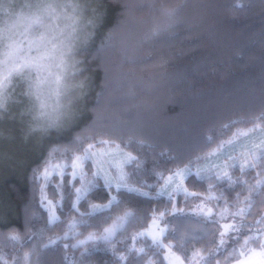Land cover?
<instances>
[{
	"label": "snow or ice",
	"instance_id": "obj_1",
	"mask_svg": "<svg viewBox=\"0 0 264 264\" xmlns=\"http://www.w3.org/2000/svg\"><path fill=\"white\" fill-rule=\"evenodd\" d=\"M119 7L122 19L101 48L115 47L112 35L140 14L135 39L117 49L118 67L128 68L123 80L149 66L163 68L164 57L156 63L157 46L178 26L177 7L169 0H121ZM102 21L99 0H0V126H9L0 143L18 138L21 146L40 150L27 177L24 234L12 229L6 235L19 247L0 252V264H40L24 251L38 234L43 248L62 253L59 264H77L75 252L83 248L84 257L98 242L111 251L112 264H264V101L233 112L205 134L198 150L153 170L155 182L148 183L138 171L140 155L133 154L144 141L125 139L103 114L107 67L94 115L81 122L88 60L78 57ZM10 159L0 158V167ZM128 193L167 200L141 210ZM185 209L198 228H170L168 217ZM34 219L42 222L38 230ZM195 243L204 247L189 255Z\"/></svg>",
	"mask_w": 264,
	"mask_h": 264
},
{
	"label": "trees",
	"instance_id": "obj_2",
	"mask_svg": "<svg viewBox=\"0 0 264 264\" xmlns=\"http://www.w3.org/2000/svg\"><path fill=\"white\" fill-rule=\"evenodd\" d=\"M120 2L99 0L103 21L87 53L78 57L88 60L85 73L88 95L81 101V109L84 110L81 122L94 115L91 109L95 104L96 93L101 91V85L105 82L104 68L107 67L110 70L104 96L107 107L103 114L125 139L132 137L144 141L142 146H133V153H138L143 161L139 174L149 177L148 183H154L153 170L172 167L173 158L187 156L198 150L205 142V134L214 132L226 117L241 109L256 108L264 101V0H169L178 9V26L157 46L159 53L156 63H161V57H164V67L154 69L149 66L147 71H138L131 81L123 80L121 76L128 68L118 67L120 56L117 49L123 42L135 39L133 30L140 14L137 13L135 20L125 23L112 35L109 43L115 47L101 48V41L122 19ZM123 28L127 29L125 36ZM226 98H230L231 102L220 105L227 101ZM158 103H161V124L176 131L173 137H188V143L182 141V148L176 143H172L176 146H171L154 140L151 136L150 139L142 137L143 134H149L147 130L138 131L130 127L133 131H128L127 127L135 122L129 118L136 117V112L144 116L145 121H153L144 108L151 109L152 104ZM188 107L193 109L188 110ZM185 117L190 119L185 121ZM170 129L166 134L171 133ZM8 132L9 126H0V138L7 137ZM6 156L11 159L0 167V252L4 253L11 252L13 244L19 247L16 242L5 239L12 229L24 234V209L31 194L27 177L40 156V150L21 146L17 138L0 143V158ZM127 195L132 207L139 204L141 210L155 207L153 200H167L166 196L156 197L153 194L151 197H142L137 193ZM160 207L163 208L162 203ZM177 207H184V204L180 203ZM168 219L169 227L181 232L198 228L194 215H190L185 222L184 216L178 213ZM32 222L35 224L34 230L43 226L39 219ZM77 230H82V226H78ZM49 234L47 231L44 233L43 243L47 242ZM165 243L175 244L176 241L166 240ZM31 245H37L38 248H31ZM88 247L91 248V244ZM203 247L202 243L191 245L189 255ZM106 248L107 245L98 242L97 248L84 257L80 256L83 248L78 249L75 260L77 264L81 260L83 264H112L115 258ZM24 251H32L31 260L39 259L40 264H59L62 259V253L56 246L43 248L39 234L28 241Z\"/></svg>",
	"mask_w": 264,
	"mask_h": 264
},
{
	"label": "rangeland",
	"instance_id": "obj_3",
	"mask_svg": "<svg viewBox=\"0 0 264 264\" xmlns=\"http://www.w3.org/2000/svg\"><path fill=\"white\" fill-rule=\"evenodd\" d=\"M128 29H130V28H128ZM127 29H125V28H123V31H124V34H123V36H125L126 34V31ZM131 31H132V29H130ZM135 32V30H133V33ZM115 70H113V72H114ZM54 99V98H53ZM225 100H227V101H224L222 104H220V105H223V104H227V103H229V102H231V100H230V98H226ZM107 101H105L104 102V104L102 105V111H104L105 109H106V107H107V105L105 104ZM160 102V101H159ZM160 105H161V103H158L157 105L156 104H152V107H151V109H148V107H146V108H144V110H147L149 113H150V116H151V119L153 120V121H151V120H144L145 119V117L144 116H142L141 114H139V113H137L136 112V117H133L132 116V118H129L131 121H132V119H133V121H135V122H133L132 123V125H130V126H128L127 128H128V131L130 130V132L131 131H133L134 129L135 130H138V131H148V133L149 134H143V136L142 135H140V136H142V137H144V138H148V139H150L149 137L151 136L154 140H159V141H161V142H163V143H167V144H170L171 146H176V145H174V144H172V143H176L180 148H182L183 146H181L182 145V141H185L186 143H188V137H186V136H183V137H181V136H176V137H173V136H175L174 134H175V132L176 131H174L173 132V130L172 129H170V128H166L167 127V125H164V124H161V122H160V120L163 118L162 117V115H161V110H160ZM219 106V105H218ZM217 106V107H218ZM188 110H192L193 109V107H188L187 108ZM156 118V120H155V122H154V119ZM190 119V117L187 119V117H185V121H187V120H189ZM183 120V119H182ZM181 124L183 125V124H185V123H183V122H181ZM130 127H132V129H130ZM171 130V133H168V134H166V131H168V130ZM134 134V133H133ZM132 134V135H133ZM146 135V136H145ZM168 135H171L170 137L168 136ZM155 136V137H154ZM180 140V141H179ZM178 141V142H177ZM134 154V153H133ZM133 187H135V185H132ZM153 195H155L154 193H153ZM174 203H175V201H174ZM178 214H180V213H178ZM190 215H193L192 213H191V211L190 210H188V209H185V213L184 214H182V216H184V222L188 219V217L190 216ZM181 216V215H180ZM182 219H183V217H182ZM182 219H179V221L181 222L182 221ZM168 221H169V219H168ZM162 227H163V225H161ZM169 226H170V223H169ZM173 251H175L174 249H173ZM166 262V261H165ZM167 263V262H166Z\"/></svg>",
	"mask_w": 264,
	"mask_h": 264
}]
</instances>
